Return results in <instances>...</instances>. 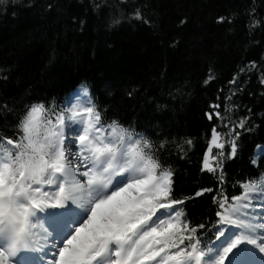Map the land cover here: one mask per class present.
<instances>
[{"label":"trees","instance_id":"1","mask_svg":"<svg viewBox=\"0 0 264 264\" xmlns=\"http://www.w3.org/2000/svg\"><path fill=\"white\" fill-rule=\"evenodd\" d=\"M119 3L107 0L99 13L93 0L0 5V134L14 132L31 102L57 101L86 82L106 118L154 127V140L163 134L167 144L158 158L174 171L173 197L185 201L193 224L208 225L221 187L228 195L237 180L257 172L249 162L253 146L264 143V0H128L120 6L127 14L140 8L142 19L110 26V13L119 15L110 5ZM253 61L256 69L239 73ZM233 77L237 85L229 84ZM213 102L221 113L231 109L228 119L236 122L251 109L257 125L242 134L237 158L224 162L223 186L201 172L212 123L205 113ZM208 187L214 191L195 196Z\"/></svg>","mask_w":264,"mask_h":264},{"label":"snow or ice","instance_id":"2","mask_svg":"<svg viewBox=\"0 0 264 264\" xmlns=\"http://www.w3.org/2000/svg\"><path fill=\"white\" fill-rule=\"evenodd\" d=\"M10 2L15 0H0V5ZM127 2L110 5L119 12L110 13V26L142 19L140 8L125 12L120 5ZM106 4L93 0L92 7L99 13ZM225 20L219 17V22ZM256 67L253 61L239 73ZM212 79L209 75L205 83ZM259 82L264 84V72ZM229 84L237 85V78ZM80 90L77 103L59 111V105L49 110L43 102L26 106L16 125L19 139L0 135V264H46L43 256L52 249L55 254L47 264H254L256 250L264 253V171L237 180L232 187L242 189L239 195L229 197L221 187L212 197L219 219L211 229L206 223L193 224L184 200L173 198L174 171L158 158L167 144L163 134L154 140V127L137 131L119 118L106 123L87 84ZM240 90L235 88L226 99ZM208 107L205 116L215 126L203 170L223 186L224 161L237 158L242 134L257 125L247 109L238 122L229 117V138H224L215 124L217 118L221 123L225 119L221 104ZM225 110L231 112L227 106ZM49 111L52 118L44 119ZM260 155L264 152L250 163L264 164ZM213 191L201 188L195 196ZM209 231L215 245L209 243Z\"/></svg>","mask_w":264,"mask_h":264},{"label":"bare ground","instance_id":"3","mask_svg":"<svg viewBox=\"0 0 264 264\" xmlns=\"http://www.w3.org/2000/svg\"><path fill=\"white\" fill-rule=\"evenodd\" d=\"M229 109V108H228ZM223 116H225V119H224V121H223V123L228 119V112L225 110V107H223V113H221ZM207 122H209V123H211L212 121H209L208 119H207ZM223 123H221V121L217 118L216 119V121H215V124L216 125H222ZM212 126H215V125H213V123H211L210 124V127H212ZM33 256H35V255H37V254H32Z\"/></svg>","mask_w":264,"mask_h":264}]
</instances>
